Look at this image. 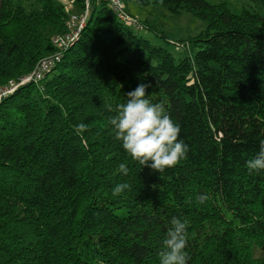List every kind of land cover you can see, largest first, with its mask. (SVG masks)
I'll return each instance as SVG.
<instances>
[{"label":"trees","instance_id":"1","mask_svg":"<svg viewBox=\"0 0 264 264\" xmlns=\"http://www.w3.org/2000/svg\"><path fill=\"white\" fill-rule=\"evenodd\" d=\"M252 1L158 0L206 21L181 41L197 51L176 61L89 0L53 67L0 99V264H160L172 217L187 222V264H264V170L246 168L264 139V0ZM40 3L0 0V86L56 50L68 11ZM140 83L189 148L163 172L133 161L110 124Z\"/></svg>","mask_w":264,"mask_h":264},{"label":"clouds","instance_id":"2","mask_svg":"<svg viewBox=\"0 0 264 264\" xmlns=\"http://www.w3.org/2000/svg\"><path fill=\"white\" fill-rule=\"evenodd\" d=\"M150 87L151 84L140 83L134 90L128 91L126 102L117 106V114L110 119V124L115 138L121 142L122 149L133 161L141 167L163 172L185 158L189 148L179 138L180 127L166 113L165 108L146 98V89ZM107 107L111 111V106ZM86 130L87 125L84 123L74 127L77 134ZM246 168L249 173L264 170V139L260 140L256 156L246 162ZM119 170L124 175L129 171L124 163L119 165ZM127 187L124 183L117 184L112 190L113 196H118ZM207 199V195L198 197L201 203ZM170 225L159 253L160 264H187V222L172 217Z\"/></svg>","mask_w":264,"mask_h":264},{"label":"rangeland","instance_id":"3","mask_svg":"<svg viewBox=\"0 0 264 264\" xmlns=\"http://www.w3.org/2000/svg\"><path fill=\"white\" fill-rule=\"evenodd\" d=\"M73 1L53 0L55 4H63L66 6L68 11H78ZM206 1L210 3L225 1L232 10H239L242 7L250 9L254 6L252 0ZM122 2L124 3L125 11L129 15L133 16L139 22L147 21L150 25V27L137 26L136 24L128 22L126 23L128 28L134 33L148 39L152 44L166 48L172 53L176 61L185 55L192 56L197 51V47L183 45L181 41L198 34L206 27V21L193 16L187 10H180L179 13L171 12L161 5L158 0H122ZM22 4L26 11L39 10L41 8L40 0H22ZM48 54V52L45 53V55ZM2 86H0V89L3 88ZM3 97L4 95H0V99ZM254 254L256 256L261 255L263 254V250L254 249Z\"/></svg>","mask_w":264,"mask_h":264},{"label":"built area","instance_id":"4","mask_svg":"<svg viewBox=\"0 0 264 264\" xmlns=\"http://www.w3.org/2000/svg\"><path fill=\"white\" fill-rule=\"evenodd\" d=\"M105 1L109 4L110 8L115 13L119 21L124 24L129 22L140 26L138 25L137 20L125 11L122 0ZM68 12V19L66 21L65 29L60 33L54 34L50 39L52 46L55 47L56 50L42 57L35 67L28 72L15 79L9 80L8 83L5 86H2L3 88L0 89L1 96L8 95V93L13 92L15 88L22 84L40 80L43 77L44 72L53 67V65L61 58V50L68 48L74 43L76 39H78L81 30L86 24L89 14V0L84 1L83 9L79 11Z\"/></svg>","mask_w":264,"mask_h":264},{"label":"crops","instance_id":"5","mask_svg":"<svg viewBox=\"0 0 264 264\" xmlns=\"http://www.w3.org/2000/svg\"><path fill=\"white\" fill-rule=\"evenodd\" d=\"M66 7V6H65ZM70 12H73L72 10H70Z\"/></svg>","mask_w":264,"mask_h":264}]
</instances>
